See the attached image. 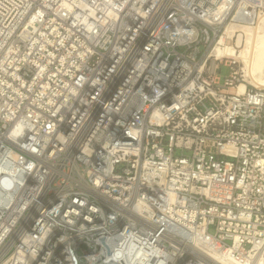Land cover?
Here are the masks:
<instances>
[{
    "label": "built area",
    "instance_id": "obj_1",
    "mask_svg": "<svg viewBox=\"0 0 264 264\" xmlns=\"http://www.w3.org/2000/svg\"><path fill=\"white\" fill-rule=\"evenodd\" d=\"M262 16L264 0H0V264L264 254V87L214 54Z\"/></svg>",
    "mask_w": 264,
    "mask_h": 264
},
{
    "label": "bare ground",
    "instance_id": "obj_2",
    "mask_svg": "<svg viewBox=\"0 0 264 264\" xmlns=\"http://www.w3.org/2000/svg\"><path fill=\"white\" fill-rule=\"evenodd\" d=\"M214 54L236 59L242 64L247 81L258 88L264 87V16L255 26L229 24ZM245 90L246 84L242 83L239 92ZM211 256L217 264H264L262 252L251 254L243 262L236 259L232 250L226 253L214 251Z\"/></svg>",
    "mask_w": 264,
    "mask_h": 264
},
{
    "label": "rangeland",
    "instance_id": "obj_3",
    "mask_svg": "<svg viewBox=\"0 0 264 264\" xmlns=\"http://www.w3.org/2000/svg\"><path fill=\"white\" fill-rule=\"evenodd\" d=\"M228 74H229V70L225 68L223 71V78L227 76ZM178 154H180V152H178Z\"/></svg>",
    "mask_w": 264,
    "mask_h": 264
},
{
    "label": "water",
    "instance_id": "obj_4",
    "mask_svg": "<svg viewBox=\"0 0 264 264\" xmlns=\"http://www.w3.org/2000/svg\"><path fill=\"white\" fill-rule=\"evenodd\" d=\"M111 264H113V263H111Z\"/></svg>",
    "mask_w": 264,
    "mask_h": 264
}]
</instances>
